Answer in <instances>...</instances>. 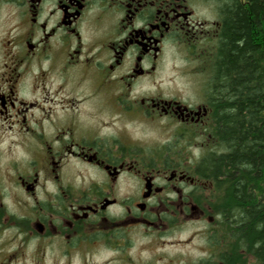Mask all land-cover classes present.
Returning a JSON list of instances; mask_svg holds the SVG:
<instances>
[{"label": "flooded vegetation", "instance_id": "af4514ba", "mask_svg": "<svg viewBox=\"0 0 264 264\" xmlns=\"http://www.w3.org/2000/svg\"><path fill=\"white\" fill-rule=\"evenodd\" d=\"M227 3L0 0V264H254L212 184L140 134L210 142ZM176 50L200 61V97L158 86Z\"/></svg>", "mask_w": 264, "mask_h": 264}, {"label": "trees", "instance_id": "16d2710c", "mask_svg": "<svg viewBox=\"0 0 264 264\" xmlns=\"http://www.w3.org/2000/svg\"><path fill=\"white\" fill-rule=\"evenodd\" d=\"M213 70L210 142L190 170L212 184L239 258L264 264V0H227Z\"/></svg>", "mask_w": 264, "mask_h": 264}, {"label": "rangeland", "instance_id": "374dc122", "mask_svg": "<svg viewBox=\"0 0 264 264\" xmlns=\"http://www.w3.org/2000/svg\"><path fill=\"white\" fill-rule=\"evenodd\" d=\"M199 62L194 58L186 59L184 50H176L170 56L168 54L159 69L158 86L165 91H178L182 97H187V99L200 97L199 80L202 79L200 75L202 69L199 67ZM145 126L140 132L144 152L159 156L187 157L191 165L197 161L199 146L195 144L181 146L171 143L169 139L173 132V125L159 120L155 126ZM6 152L5 147L2 148L1 154H6ZM192 229L194 227L190 226L189 233H196ZM195 238L198 239V236Z\"/></svg>", "mask_w": 264, "mask_h": 264}]
</instances>
